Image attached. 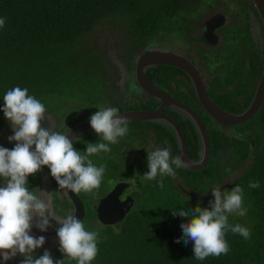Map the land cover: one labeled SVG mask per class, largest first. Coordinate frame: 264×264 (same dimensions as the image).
Segmentation results:
<instances>
[{
	"label": "trees",
	"instance_id": "obj_1",
	"mask_svg": "<svg viewBox=\"0 0 264 264\" xmlns=\"http://www.w3.org/2000/svg\"><path fill=\"white\" fill-rule=\"evenodd\" d=\"M206 1L0 0V18L5 19L0 28V108L6 91L19 86L39 99L46 112L91 114L110 94L111 67L95 40L101 26L109 24L118 30L121 44L132 58L140 48L178 33L182 22L197 14ZM121 28L127 31L126 37H122ZM1 120L5 121L2 111ZM254 123L257 147L252 152L253 162L226 189L237 185L243 189L247 215L231 214L228 221L250 229L249 239L228 231L227 255L194 259L192 242L185 245L180 239V225L187 217L173 216L172 211L197 204L208 207L209 201L192 200L164 188L153 198L151 194L141 197L140 206L116 226L98 225V254L91 264H264V109ZM218 136L215 144L225 159L219 174L210 170L212 181H206L204 192L218 186L247 156L245 143L235 147L236 158L230 155L228 138ZM251 180L258 181L260 187L249 188ZM87 217L85 224L95 220L94 214ZM58 248V242L52 243L33 255L38 258L48 250L54 260L62 259Z\"/></svg>",
	"mask_w": 264,
	"mask_h": 264
},
{
	"label": "flooded vegetation",
	"instance_id": "obj_2",
	"mask_svg": "<svg viewBox=\"0 0 264 264\" xmlns=\"http://www.w3.org/2000/svg\"><path fill=\"white\" fill-rule=\"evenodd\" d=\"M262 1L264 5V0ZM165 40L170 42H154L153 45H160L183 57L192 65L193 73L175 66L153 65L145 69L146 77L155 87L186 106L202 120L209 137V160L206 166L198 171H190L186 168L176 169L175 177L163 178V188L157 184L159 177L152 181H145L141 178L148 171L147 146L168 147L175 156L176 154L181 155L185 144L191 161L198 162L202 156V143L194 124L186 114L171 105H164L165 107L161 108L160 101L143 92L135 83L134 71L138 59L137 54L146 46L136 51L132 58L128 57V49L123 46L124 52L119 53L120 56L118 54L119 57H116L114 63H110L112 69L110 94L106 102L100 104L86 118H83L85 117L83 114L79 116L46 112L41 126L67 134L79 122L89 121V117L101 106L117 107L120 113L133 110L155 111L161 108L163 116L173 125H168L163 121L129 122V133L117 144L110 145V152H102L90 157L97 166L106 165L107 170L95 200L87 193L77 194L84 209L85 219L82 221L84 226L88 214H94L95 220L98 221L96 217L98 203L116 185H120L117 200L120 203L130 202L131 207L128 213L140 206L141 197L151 194L153 198L158 191L161 192L164 188L166 191L174 190L186 198L189 197L183 193L184 191L198 197L210 194L211 190L204 192L206 186L201 183V180L204 178L205 171L210 167V170L215 169L219 174L222 154L215 144L214 137L217 133L219 134L218 139L220 135L228 138L230 155L236 158L238 156L235 147H241L244 143L247 146V156L233 168L232 172L238 170L244 160L253 158L252 152L257 147L253 137L254 130L257 128L254 120L256 115L263 111L264 102L255 116L247 122L233 126L219 124L209 117L202 107L197 96L195 82L201 81L208 98L231 114H242L249 108L264 69V23L255 1L207 0L197 14L187 17L182 22L178 33L170 35ZM113 52L111 50L110 54ZM13 134L8 121L1 120L0 146L13 148L14 142L10 143L7 139ZM246 136L253 139L255 148H250L245 140ZM95 142H101L100 137L94 131H90L77 136L73 140V146L78 151H85L87 143ZM236 174H238L237 171ZM27 179V187L30 191H36L37 195L40 194L39 190L50 194L51 203L57 215L74 213V206L67 196L69 192L65 195L63 191L58 190V185L51 177L47 166ZM118 223L110 226H116ZM50 224L51 227L47 231L40 232L35 227V221L33 222L29 234L34 237L41 235L45 237V244L41 248L58 242L55 231L58 228L55 226L56 221L50 220ZM21 258L23 257L18 254L10 261H0L8 264L20 261Z\"/></svg>",
	"mask_w": 264,
	"mask_h": 264
},
{
	"label": "clouds",
	"instance_id": "obj_3",
	"mask_svg": "<svg viewBox=\"0 0 264 264\" xmlns=\"http://www.w3.org/2000/svg\"><path fill=\"white\" fill-rule=\"evenodd\" d=\"M4 25L5 19L0 18V28ZM0 111L14 133L7 137L10 143L14 142L13 148L0 146V258L7 262L19 254L23 257L20 264H91L98 254L99 233L86 230L72 212L57 215L50 194L30 191L27 178L47 166L58 190L65 195L84 192L95 200L107 169L104 164L97 166L90 157L110 152V145L129 133L127 118L119 115L117 107L101 106L89 117L90 127L101 142L87 143L85 151H78L65 133L41 126L46 107L29 95L27 88L7 90ZM147 148L148 171L141 176L145 181L159 177L157 184L163 188L164 177H175L176 169L187 166L181 155L173 156L168 147ZM248 186L258 189L260 184L251 180ZM210 190L214 199L208 207L197 204L191 209L172 211L173 216L187 217L180 225V239L185 245L192 242L193 258L200 261L228 254V231L246 240L251 237L250 229L228 221L231 214L247 215L243 189L237 185L230 191H221V186ZM50 220L60 225L55 231L63 258L54 260L48 250L35 258L33 253L45 244V237L29 234L33 222L40 232H45L51 227Z\"/></svg>",
	"mask_w": 264,
	"mask_h": 264
},
{
	"label": "water",
	"instance_id": "obj_4",
	"mask_svg": "<svg viewBox=\"0 0 264 264\" xmlns=\"http://www.w3.org/2000/svg\"><path fill=\"white\" fill-rule=\"evenodd\" d=\"M254 1L256 4L258 13L264 23L263 1L262 0H254ZM137 55H138V59L136 61V66H135V71H134V80L137 86L149 96L160 101L162 104L161 108L165 107L164 105H171L172 107H175L178 110L182 111L192 121V123L194 124L197 130V134L199 135V138L202 143L201 159L198 162L191 161V159L189 158L186 146L184 144L181 150V157L187 163V166L184 168L190 171H198L200 169H203L206 166L209 160V157H210L209 137H208V132L204 126V123L196 114H194L193 111L189 110L186 106L172 99V97L168 96L166 93L162 92L157 87H155L147 79L146 74H145V69L153 65L175 66L178 68H182L189 73L191 72L193 73L194 70L191 69L193 68L192 65L180 55L160 45L151 44L149 46H146V48H144L142 51H139ZM120 73L122 74L121 71ZM195 86H196V92H197L198 99L202 107L208 113L207 115L209 117H211L217 123L223 124L226 126L238 125V124L247 122L252 117H254L264 102V69H263L261 79L259 81V85L257 87L256 94L249 108L242 114H231L221 109L217 105H215L205 93V90H204V87L201 81H198L197 83L195 82ZM161 108L160 110L157 109L155 111H143V110L125 111V112L119 113V115L126 117L128 120V123L137 122V121H155V122L163 121L164 123L168 125H173L171 121H169V119L163 116ZM90 131H93V130L90 127L89 121H83V122H79L78 124H76L66 135L68 136L70 140L73 141L77 136L83 133L90 132ZM245 140L250 145V148H255V143L250 136H246ZM252 162H253V158L244 160V162L241 163L238 170H236L238 174H236V171H235L234 172L235 174L229 175L225 180H223L219 184V186H221V191L226 190L235 181H237L243 174L244 170L248 166H250ZM119 187L120 185H116L114 189L109 194H107L104 198H102L98 203L96 217H97L98 222L103 226H110V225H113L123 220V218L128 213L131 207L130 202L125 201L123 203H120L117 200L116 196L119 191ZM180 191L182 190L180 189ZM183 193L186 194L190 199L196 200V201H210L214 199L211 193L204 197H198L197 195L189 194L186 191H184ZM67 196L69 197L70 202L74 206V215L76 216V218L83 221L85 219V214H84L82 202L79 199L78 195L76 193L69 192ZM55 226L60 227V225H58L57 223ZM56 241H58V239H56ZM0 260H3V259L0 258ZM0 264H4V262L0 261Z\"/></svg>",
	"mask_w": 264,
	"mask_h": 264
},
{
	"label": "rangeland",
	"instance_id": "obj_5",
	"mask_svg": "<svg viewBox=\"0 0 264 264\" xmlns=\"http://www.w3.org/2000/svg\"><path fill=\"white\" fill-rule=\"evenodd\" d=\"M101 27L102 28L99 30L98 34H96L97 37H96L95 40L98 43V45L101 48V50H103V52H105L106 56L108 55L106 57L107 65H108V67H111L110 63H114L115 62V59H117L116 57L120 56L119 53H123L124 52V48H122L123 44H121V40L119 39V35L117 33L118 30H115V27H112V25H109V24L108 25H103ZM120 33H121L122 37H126V35H127V31L125 29H123V28H121ZM164 41H165V43H169L170 42L168 40H164ZM110 49L114 51L113 54H110V51H111ZM118 54H119V56H118ZM109 71L110 72L108 74L111 75L112 69L109 70ZM74 114H77V113H74ZM77 115L80 116L82 114H77ZM83 115L85 116L83 118L88 117V114H83ZM223 160L224 159H222V161ZM210 168L205 172V178L206 179L202 178V180H201V183L204 184V185H206V181H209V182L212 181V177H210V175H209ZM232 173H234V172H231L230 175ZM234 215H236V214H234ZM98 225H99L98 221H96V220L90 221V222H88V224H85V229L88 230V231H95L98 228Z\"/></svg>",
	"mask_w": 264,
	"mask_h": 264
}]
</instances>
